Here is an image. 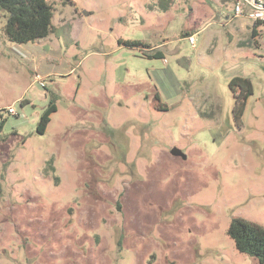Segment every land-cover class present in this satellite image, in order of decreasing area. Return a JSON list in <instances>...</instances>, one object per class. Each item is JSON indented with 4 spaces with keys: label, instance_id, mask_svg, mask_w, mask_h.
<instances>
[{
    "label": "rangeland",
    "instance_id": "obj_1",
    "mask_svg": "<svg viewBox=\"0 0 264 264\" xmlns=\"http://www.w3.org/2000/svg\"><path fill=\"white\" fill-rule=\"evenodd\" d=\"M234 1L54 0L25 43L0 15V264H262L228 235L264 226V23Z\"/></svg>",
    "mask_w": 264,
    "mask_h": 264
},
{
    "label": "trees",
    "instance_id": "obj_2",
    "mask_svg": "<svg viewBox=\"0 0 264 264\" xmlns=\"http://www.w3.org/2000/svg\"><path fill=\"white\" fill-rule=\"evenodd\" d=\"M169 0H166L168 5ZM164 5V8L167 7ZM4 13L6 22L4 32L10 41L25 43L38 41L48 37L51 33L57 31L53 23L55 4L54 0H0V15ZM262 22H254L253 35L258 34L257 28ZM121 43L122 41L119 40ZM131 46H147L142 41H127ZM149 56L163 57L161 50H156ZM175 78L172 70H169ZM230 87L234 92L235 105L233 108L234 117L237 122L241 123L247 100L253 94V84L249 77L235 76L230 81ZM159 101V94L156 95ZM165 108L166 105L159 104ZM58 108L54 101L50 102L48 108L42 113L37 125V130L44 133L51 121V115ZM4 120L0 122V131ZM228 235L234 240L237 249L253 256L264 264V226L246 219L235 216L231 219L228 227Z\"/></svg>",
    "mask_w": 264,
    "mask_h": 264
},
{
    "label": "built area",
    "instance_id": "obj_3",
    "mask_svg": "<svg viewBox=\"0 0 264 264\" xmlns=\"http://www.w3.org/2000/svg\"><path fill=\"white\" fill-rule=\"evenodd\" d=\"M234 16L236 17H245L252 22L260 21L264 23V0H235L234 2ZM190 42L195 46L196 38L195 35L189 37ZM41 80V78L39 79ZM41 85H45L43 79ZM6 111L9 114H16L17 111L14 105H9L4 108H0V113ZM0 117V122H1Z\"/></svg>",
    "mask_w": 264,
    "mask_h": 264
},
{
    "label": "crops",
    "instance_id": "obj_4",
    "mask_svg": "<svg viewBox=\"0 0 264 264\" xmlns=\"http://www.w3.org/2000/svg\"><path fill=\"white\" fill-rule=\"evenodd\" d=\"M235 2V1H234ZM47 38V37H46ZM43 39H45V38H43Z\"/></svg>",
    "mask_w": 264,
    "mask_h": 264
}]
</instances>
